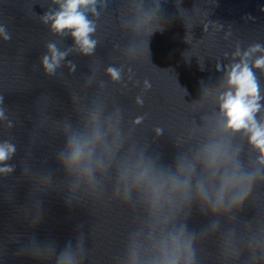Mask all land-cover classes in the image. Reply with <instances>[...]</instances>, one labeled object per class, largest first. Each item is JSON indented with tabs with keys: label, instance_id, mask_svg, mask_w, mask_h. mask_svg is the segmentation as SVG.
<instances>
[{
	"label": "water",
	"instance_id": "water-1",
	"mask_svg": "<svg viewBox=\"0 0 264 264\" xmlns=\"http://www.w3.org/2000/svg\"><path fill=\"white\" fill-rule=\"evenodd\" d=\"M94 7L85 56L41 22L52 0H0L11 36L0 39V143L16 146L14 171L0 174V264H185L189 240L192 264H264V163L219 110L230 66L257 44L246 62L264 55V0ZM49 43L68 51L51 76ZM253 71L264 98V69ZM71 138L83 148L74 168Z\"/></svg>",
	"mask_w": 264,
	"mask_h": 264
},
{
	"label": "clouds",
	"instance_id": "clouds-1",
	"mask_svg": "<svg viewBox=\"0 0 264 264\" xmlns=\"http://www.w3.org/2000/svg\"><path fill=\"white\" fill-rule=\"evenodd\" d=\"M52 3L57 5V9L45 12L41 17V22L48 25L49 30L57 35L69 33L80 54L91 55L97 44V41L91 38V34L95 32V24L88 18L85 10L94 13L95 0H52ZM0 39L3 41L11 39L4 26H0ZM257 51H261L259 44L245 52L244 58L239 63L230 66L226 77L227 90L219 97V110L223 113L224 128L233 132L244 130L248 143L258 152V162L264 163V122H258L256 119V113L261 109L259 101L264 98L260 95V86L253 71V68L264 69V55L257 58L252 66L246 62V58ZM67 55L68 51H61L55 43H49L47 54L40 58V68L46 75L51 76L55 74ZM75 67V64H71L70 71H74ZM219 68L220 66L217 65V70ZM106 74L113 80L120 79V70L114 67L106 69ZM150 87L151 84L145 81V88ZM137 102L143 104V99L138 98ZM3 105L4 97L0 96V120L7 119L6 108ZM142 119L143 117H138L137 122ZM9 127H11V122H9ZM155 131L157 135L163 134L161 128ZM67 148L68 157L65 165L74 168L79 163L83 148L75 138L69 139ZM15 152L14 144L8 141L0 143V164H4L0 167V174L7 176L14 171V166L7 164L6 161L10 160ZM223 195V190H221L218 196L220 201ZM184 249L187 252L185 264H192L195 253L190 240L185 242ZM165 264H180L179 257L170 258Z\"/></svg>",
	"mask_w": 264,
	"mask_h": 264
}]
</instances>
